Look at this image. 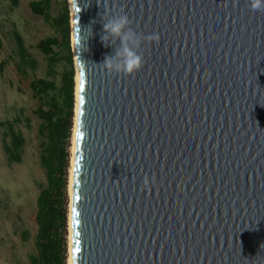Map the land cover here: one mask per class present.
Wrapping results in <instances>:
<instances>
[{
	"label": "water",
	"instance_id": "obj_1",
	"mask_svg": "<svg viewBox=\"0 0 264 264\" xmlns=\"http://www.w3.org/2000/svg\"><path fill=\"white\" fill-rule=\"evenodd\" d=\"M121 8L160 37L133 76L99 65L114 51L101 18ZM69 10L71 264H264V11L248 0H71Z\"/></svg>",
	"mask_w": 264,
	"mask_h": 264
},
{
	"label": "rangeland",
	"instance_id": "obj_2",
	"mask_svg": "<svg viewBox=\"0 0 264 264\" xmlns=\"http://www.w3.org/2000/svg\"><path fill=\"white\" fill-rule=\"evenodd\" d=\"M16 1L17 5L13 4V0H0V123L5 124L0 127V264H30L29 257L35 254L36 199L40 187H44L46 181L39 164L40 141L37 129L40 121L33 114L38 106V101L32 97L29 84L32 80L44 78L46 75L47 62L37 48V44L44 38L56 35L54 20L60 18L63 13L61 0L52 1L49 20L31 13L29 3L38 0ZM15 31L21 35L25 47L36 61L35 69L28 68L26 77L21 76L16 69L18 58L13 37ZM56 70L61 73L64 68L58 65ZM7 123H12L14 130L19 132L25 140L20 164L8 163L2 151V133L7 130ZM73 126L66 191V264L68 261V207L70 201L68 186ZM24 235H26V239H24Z\"/></svg>",
	"mask_w": 264,
	"mask_h": 264
},
{
	"label": "trees",
	"instance_id": "obj_3",
	"mask_svg": "<svg viewBox=\"0 0 264 264\" xmlns=\"http://www.w3.org/2000/svg\"><path fill=\"white\" fill-rule=\"evenodd\" d=\"M54 0H38L29 3L33 15L50 19L49 10ZM63 3L62 16L54 20L56 35L39 41L37 48L44 55L47 70L44 78H36L29 84L32 97L38 101L33 111L40 121L39 164L46 184L40 187L36 199L34 222L37 226L35 254L30 264H66L67 251V184L69 147L74 115L75 68L70 41V16L68 0ZM17 5V1L13 0ZM18 63V73L26 77L27 69H35L36 61L28 52L18 32L13 34ZM64 68L59 73L56 67ZM5 124L0 123V127ZM2 151L10 164H20L25 140L16 132L12 123L2 133ZM26 239V235L23 236Z\"/></svg>",
	"mask_w": 264,
	"mask_h": 264
},
{
	"label": "clouds",
	"instance_id": "obj_4",
	"mask_svg": "<svg viewBox=\"0 0 264 264\" xmlns=\"http://www.w3.org/2000/svg\"><path fill=\"white\" fill-rule=\"evenodd\" d=\"M248 5L253 12L264 11V0H248ZM101 23L100 42L105 48L112 47L114 51L105 54L103 62L99 65L109 74L135 75L144 65L140 49L144 44H158L159 34L144 35L137 32L132 19L123 8L108 18H101ZM149 184L150 180L145 176L143 185L148 187Z\"/></svg>",
	"mask_w": 264,
	"mask_h": 264
},
{
	"label": "bare ground",
	"instance_id": "obj_5",
	"mask_svg": "<svg viewBox=\"0 0 264 264\" xmlns=\"http://www.w3.org/2000/svg\"><path fill=\"white\" fill-rule=\"evenodd\" d=\"M69 5H71V0H68ZM71 20H70V24L72 26L73 23V14L71 12ZM72 29V28H71ZM72 30H71V42H72ZM75 54V52H74ZM73 54V55H74ZM75 111H74V126H73V135H72V148H71V167H70V178H69V186H68V194H69V211H68V215H69V226H68V230H69V234H68V261L67 264H71V215H70V208H71V189H72V171H73V157H74V146H75V132H76V114H77V100H78V74H76L75 76Z\"/></svg>",
	"mask_w": 264,
	"mask_h": 264
}]
</instances>
